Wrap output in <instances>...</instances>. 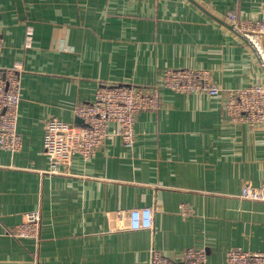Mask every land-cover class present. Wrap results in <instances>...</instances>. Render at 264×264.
I'll list each match as a JSON object with an SVG mask.
<instances>
[{
  "label": "crops",
  "instance_id": "0c3cea01",
  "mask_svg": "<svg viewBox=\"0 0 264 264\" xmlns=\"http://www.w3.org/2000/svg\"><path fill=\"white\" fill-rule=\"evenodd\" d=\"M231 11L264 19V0H0V65L20 72L23 136L20 151L0 148V264H149L154 249L181 259L191 246L223 264L233 246L264 250V201L241 196L264 186V125L228 120L222 96L163 89L133 146L112 124L93 157L59 173L44 153L46 121L81 123L78 104L102 84L150 85L179 67L210 69L223 88L263 79ZM35 208L39 244L6 233Z\"/></svg>",
  "mask_w": 264,
  "mask_h": 264
},
{
  "label": "built area",
  "instance_id": "2783aa9c",
  "mask_svg": "<svg viewBox=\"0 0 264 264\" xmlns=\"http://www.w3.org/2000/svg\"><path fill=\"white\" fill-rule=\"evenodd\" d=\"M228 18L235 27L247 35L258 50L264 65V19L250 18L242 21L238 13L231 11ZM26 45L31 46L33 29L27 28ZM4 39L0 32V55ZM176 93L209 94L223 97L226 118L233 123H243L251 128L264 125V78L237 88H223L207 68L179 67L163 70L159 80L150 85L137 83L102 84L95 99L78 104L76 113L81 123H68L52 117L45 123V149L51 166L50 173H59L72 164L73 156L81 154L91 158L105 143L109 127L116 124L123 141L133 146L136 140L135 123L139 113L155 111L162 107V90ZM22 83L20 72L15 67L0 65V148L16 153L23 148V136L18 129ZM64 165V167H61ZM241 196L264 201V186L247 183ZM184 215L193 213L187 203L181 204ZM43 210L35 208L25 213L22 223L6 229L8 235L17 238L31 237L37 244L41 241ZM209 254L204 246L184 249L181 259H173L154 249L149 264H209ZM223 264H264V250H251L236 245L226 251Z\"/></svg>",
  "mask_w": 264,
  "mask_h": 264
},
{
  "label": "water",
  "instance_id": "95a60500",
  "mask_svg": "<svg viewBox=\"0 0 264 264\" xmlns=\"http://www.w3.org/2000/svg\"><path fill=\"white\" fill-rule=\"evenodd\" d=\"M217 18V17H216ZM219 19V18H218ZM228 26L230 27V28H232L233 30H235L236 32H238V33H240L241 35H242V37H244L251 45H252V47L255 49V51H257V53H258V50L256 49V47H255V45H254V43L252 42V40L247 36V35H245L243 32H241L237 27H235V25H233V24H229L228 23ZM258 56H259V59H260V61H261V57H260V54L258 53ZM262 62V61H261ZM263 67H264V65H263ZM78 122H81L82 121V119L81 118H78V120H77Z\"/></svg>",
  "mask_w": 264,
  "mask_h": 264
}]
</instances>
